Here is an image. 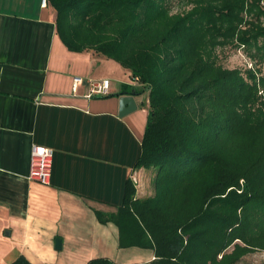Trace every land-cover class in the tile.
Here are the masks:
<instances>
[{"label": "trees", "instance_id": "obj_1", "mask_svg": "<svg viewBox=\"0 0 264 264\" xmlns=\"http://www.w3.org/2000/svg\"><path fill=\"white\" fill-rule=\"evenodd\" d=\"M67 48L94 51L131 73L147 95L136 170L114 223L120 248L152 250L147 264H239L264 252V75L219 63L245 48L264 65V0H48ZM260 73V74H259ZM12 264H31L21 257ZM88 264H116L108 258Z\"/></svg>", "mask_w": 264, "mask_h": 264}, {"label": "crops", "instance_id": "obj_2", "mask_svg": "<svg viewBox=\"0 0 264 264\" xmlns=\"http://www.w3.org/2000/svg\"><path fill=\"white\" fill-rule=\"evenodd\" d=\"M0 0V264H88L108 258L147 264L154 252L120 248L113 214L128 182L143 197L136 170L148 110L119 116L118 94L137 86L131 73L94 51H70L48 1ZM84 83L75 86V79ZM111 81L107 96L89 98L86 81ZM33 145L54 150L49 185L29 179ZM61 240L60 249L56 241ZM122 254H124L122 256ZM126 254V255H125Z\"/></svg>", "mask_w": 264, "mask_h": 264}, {"label": "rangeland", "instance_id": "obj_3", "mask_svg": "<svg viewBox=\"0 0 264 264\" xmlns=\"http://www.w3.org/2000/svg\"><path fill=\"white\" fill-rule=\"evenodd\" d=\"M181 0H176V2L173 5V12H182L184 10L189 9L187 5L180 3ZM219 63L223 65L225 68L228 69H239L243 72V74L246 76V71L249 69H258V67L261 69L262 74L264 75V65H259L257 62L252 60L248 54L245 48H225L222 50H219ZM147 100V98H146ZM148 110L147 107H144ZM151 171L146 170L143 171L142 174V180L139 181V190L141 195H149L152 192V188L150 187V179H151ZM124 254H122L123 256ZM126 255V254H125ZM124 263H131L134 260H136V257L133 255L124 256V258L121 259ZM123 263V264H124ZM239 264H264V252L257 251L254 253H251L243 258V260Z\"/></svg>", "mask_w": 264, "mask_h": 264}, {"label": "built area", "instance_id": "obj_4", "mask_svg": "<svg viewBox=\"0 0 264 264\" xmlns=\"http://www.w3.org/2000/svg\"><path fill=\"white\" fill-rule=\"evenodd\" d=\"M48 0H43L42 5L47 6ZM84 79L76 78L75 86L84 83ZM90 87L88 97L107 96L110 91L111 81L104 79L101 81H86ZM138 83V80L135 81ZM54 159V150L45 146L33 145L30 157L29 179L43 185H49L52 177V166Z\"/></svg>", "mask_w": 264, "mask_h": 264}, {"label": "water", "instance_id": "obj_5", "mask_svg": "<svg viewBox=\"0 0 264 264\" xmlns=\"http://www.w3.org/2000/svg\"><path fill=\"white\" fill-rule=\"evenodd\" d=\"M119 96V116L121 118L126 117L134 112H136L139 108L137 97L139 95L133 90L131 92L118 94ZM61 240L56 241L57 248L61 247Z\"/></svg>", "mask_w": 264, "mask_h": 264}]
</instances>
